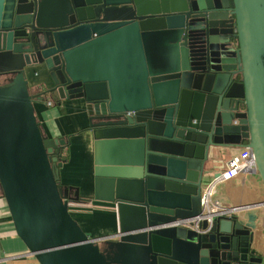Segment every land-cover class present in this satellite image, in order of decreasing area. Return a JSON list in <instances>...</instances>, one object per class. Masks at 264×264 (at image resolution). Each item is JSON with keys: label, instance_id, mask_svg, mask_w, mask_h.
Instances as JSON below:
<instances>
[{"label": "water", "instance_id": "1", "mask_svg": "<svg viewBox=\"0 0 264 264\" xmlns=\"http://www.w3.org/2000/svg\"><path fill=\"white\" fill-rule=\"evenodd\" d=\"M39 65L85 103L90 197L59 180L70 136L42 131ZM244 147L264 188V0H0V195L37 264H264L255 207L171 224L202 213L211 150ZM92 201L116 232L72 217Z\"/></svg>", "mask_w": 264, "mask_h": 264}, {"label": "crops", "instance_id": "2", "mask_svg": "<svg viewBox=\"0 0 264 264\" xmlns=\"http://www.w3.org/2000/svg\"><path fill=\"white\" fill-rule=\"evenodd\" d=\"M27 80L33 95L43 94V101L34 102V109L45 135L50 138L70 136L69 143L62 150L66 155L63 153L64 161L59 169L60 182L77 186L81 197H90L93 159L91 141L86 131L88 114L84 101L80 98L59 99L55 93H46L52 81L44 65L29 70ZM48 100L52 102L51 105L46 104ZM241 149H212L206 162V167L211 173L205 176L203 186L210 181L212 174L223 170L228 160ZM215 198L226 206L253 204L264 198V188L257 174H238L217 185ZM69 208L72 217L90 237L107 235L118 229L116 207L112 203H72ZM253 247L264 259V238L259 224L255 230ZM26 251L24 243L14 230L5 200L0 195V264H37L34 257Z\"/></svg>", "mask_w": 264, "mask_h": 264}, {"label": "built area", "instance_id": "3", "mask_svg": "<svg viewBox=\"0 0 264 264\" xmlns=\"http://www.w3.org/2000/svg\"><path fill=\"white\" fill-rule=\"evenodd\" d=\"M46 104L51 105L52 102L48 100L46 101ZM218 173L219 174L217 176L212 177L210 181H208L202 188L200 197L202 213L196 216L195 218L180 220L171 224L188 227L190 226L191 222L194 223L198 219H206L208 221H211V218L214 215L233 214L235 212L236 207L223 205L218 200H216V187L218 184L229 180L237 176L238 174H256L254 158L251 153V150L248 147L242 148L237 155L233 156L228 160L226 167ZM252 207H255L259 210L258 224L261 227V233L264 238V202L250 204L247 205L245 208L249 209Z\"/></svg>", "mask_w": 264, "mask_h": 264}, {"label": "rangeland", "instance_id": "4", "mask_svg": "<svg viewBox=\"0 0 264 264\" xmlns=\"http://www.w3.org/2000/svg\"><path fill=\"white\" fill-rule=\"evenodd\" d=\"M64 153V156L66 155V153L65 152H63ZM63 153H62V151H61V157H63ZM77 207H84V206H77ZM89 207H91V206H89ZM74 213V212H73ZM76 213V212H75Z\"/></svg>", "mask_w": 264, "mask_h": 264}, {"label": "trees", "instance_id": "5", "mask_svg": "<svg viewBox=\"0 0 264 264\" xmlns=\"http://www.w3.org/2000/svg\"><path fill=\"white\" fill-rule=\"evenodd\" d=\"M46 93H48V92H46ZM50 93H53V92H50ZM54 94V93H53ZM43 95V94H42ZM52 95V94H51ZM55 95V94H54ZM54 97H56V96H54ZM55 99H57V97L55 98Z\"/></svg>", "mask_w": 264, "mask_h": 264}]
</instances>
